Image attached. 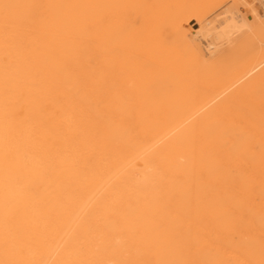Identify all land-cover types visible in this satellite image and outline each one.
I'll return each instance as SVG.
<instances>
[{
    "label": "bare ground",
    "instance_id": "obj_1",
    "mask_svg": "<svg viewBox=\"0 0 264 264\" xmlns=\"http://www.w3.org/2000/svg\"><path fill=\"white\" fill-rule=\"evenodd\" d=\"M146 1L0 0V264H149L152 247L167 249V220L218 215L215 197L201 194L229 184L221 165L233 128L249 133L244 153L264 143V31L221 55L233 63L217 71L189 38L207 0ZM245 25L226 12L216 43H233ZM43 41L53 64L36 50ZM259 156L258 166L232 159L246 173L264 169Z\"/></svg>",
    "mask_w": 264,
    "mask_h": 264
},
{
    "label": "rangeland",
    "instance_id": "obj_2",
    "mask_svg": "<svg viewBox=\"0 0 264 264\" xmlns=\"http://www.w3.org/2000/svg\"><path fill=\"white\" fill-rule=\"evenodd\" d=\"M148 1L149 0H147L145 2V4ZM256 8H258V9H256ZM49 11H50V9L48 10V12ZM228 11L233 13L234 17H236V20L239 23L246 24L245 25L246 28L244 27L243 30L239 33L240 35L239 34L237 35L236 39L239 41L235 40L233 43H230V44L226 43V42L225 43L223 42L224 44H218V43H216L217 41L214 39L215 35H214L213 27L217 26V23L219 24L220 22L221 23L223 22V16H225L226 12H228ZM201 12H202L201 14L203 15V17L201 15V18H202V19H200L201 21L199 20L198 22L194 21L191 23L192 29L190 31L189 38L193 39V42H194L193 44H194L195 48L197 49V51H198V49L201 50V52H199L200 50L198 52L201 53V57H202L204 63H206V64L208 63L209 65H211V67L215 66L214 68H216L217 71H219V70L223 71V68L225 70V68L226 69L229 68V65L231 66L230 63H233V62H229V60H228V62L225 61L224 64L223 63L221 64V62L219 64V58L221 55L228 53L230 50L233 49L234 45H237L238 42H240L241 40H245L246 37L248 39L254 38V40H256V42H257L263 34L260 31L261 30L264 31V29L261 28V27L264 28V0H207L205 5H203ZM143 15H144L143 16L144 18L142 17L140 23H141L142 27L145 28V29H143L144 34L146 36H148V38H149L150 34H151V26H150L151 20H150V18L152 16V10H150V9L147 10V13H145ZM256 25L258 26V28ZM260 25H261V27H260ZM202 27H204V28H202ZM258 29H260V30H258ZM197 32H199V33H197ZM197 34H199V36ZM208 35H210V36H208ZM252 36H253V38H252ZM41 43L36 47V50L38 52L44 51V53H43L44 57H46V54H47L49 64H53L54 62L52 61V58H51L53 50H52L51 46H49V44L46 41H43ZM216 45H218V48H216ZM66 47H67V49H72L73 45H72V43H69L68 45H65V48ZM234 47H236V46H234ZM41 50H43V51H41ZM213 50H215V51H213ZM225 50H227V51H225ZM221 51L223 53H220ZM203 53H204L205 57H204V55L202 56ZM209 56H210V58H209ZM210 60H212V61H210ZM233 60H235V59H233ZM219 65L220 66L223 65V66H221L222 68ZM237 66H240V64ZM245 83H247V82H245ZM174 104H175V106H174ZM178 104L182 105V106L180 107ZM178 104L176 105V102L171 103V105L173 107V108L171 107V110L173 111L174 114L180 113L181 111L185 110V108H187L189 106V102L185 101V99L183 102L178 103ZM231 113H227V115H226L224 112V114H225L224 117L228 116L225 119H230V118L231 119L232 118L233 119H239V118L240 119H250L248 117H246V118L244 116L242 117V115L237 114V113L233 117V116H231V115H233V112H231ZM228 123H229V125H231L232 121L229 120ZM231 139H233V140H231V143L225 142V140H224V144L226 146H228V148H229V151H230L229 159L232 161H230L229 159H226L224 162L225 164L221 165V168L224 171H226V173H227V177L229 180V181H227V183H229V184L227 185L226 183H222L221 181L215 182L216 184H214V186H216L217 189H216V187H214V189L212 190L213 192L211 193V192H209L210 188H207L201 194V196H202L201 201L204 200L203 202L207 201L206 197L210 198L211 195H213L215 197L213 204H214V207H216V211H218V215H212V218L215 222L212 220V218H211V220H209L207 222L206 218L202 217V214L200 216L188 215V217L186 214H184V216L180 215L179 216L180 218L178 216H174L173 218H170L171 221L167 220L168 222L166 224H164V226L161 228L163 231V234L166 233V235H167L166 236L167 241H168V242H166L167 249L165 250V248H163L161 246V243L158 242L157 245L152 247L150 249V251H148V253H146V258L149 257V259H148L149 264H151L155 261V256L157 258L160 257L162 259L160 262H158V264H179V263L185 264V262H186V264L187 263L188 264H243V262H244V264L245 263L246 264H264V230H263L264 229V208H262V207H264V206H262V205H264V186H263L264 185V181H263L264 169H262L260 167H258V169L256 168V166H258L261 163V161H260L261 159L259 158L261 155L259 156V153L260 154L264 153V143H262L258 140L257 142L253 143V145L250 144L247 146V147H249V149H247V151L244 153L243 150L245 148L246 142L249 140V133L245 129L239 128V126H235V129L233 128V131L231 134ZM252 146H254L255 148H252ZM241 153H242V155H241ZM232 158L234 160L235 159L241 160V159L245 158V160L248 159V160L252 161V164H254L256 166H253L254 168L250 169L251 171L245 173L244 171L239 169L238 166L234 165V163H233L234 160ZM227 166H228V168H227ZM224 167H226V168H224ZM235 168H236V170H235ZM238 170H240V171H238ZM259 171L261 173H259ZM256 173H259V174H256ZM250 174H254V175L259 177L257 179V184H256V182H251L249 180L248 177ZM240 175H242V176H240ZM235 181H236V184H235ZM224 185H226V187H224ZM252 186H253V188H252ZM218 188H219V190H218ZM225 190L227 191L228 194L226 193ZM217 191H220V193ZM251 192L253 193V195ZM243 193H244V196H242ZM229 194H231V195H229ZM248 195H250V197H248ZM233 196H235V197H233ZM238 197H240L241 199ZM257 197H259V199H261L262 201L259 200ZM248 198H250V199H248ZM256 204H257V206H256ZM225 205H226V207H225ZM182 206H183L182 202L176 203V207H178L177 209H180V210H181V208L183 209L184 207H182ZM227 206H229V207H227ZM204 208H205L206 214L209 215L210 214V207L205 206ZM242 211L243 212L245 211V213H243ZM259 211L261 214H259ZM239 213H241V214H239ZM245 214H247V215H245ZM232 216L233 217L236 216V217L233 218ZM197 217H198V219H197ZM176 218H178L179 220ZM194 218L197 219L196 222L193 221ZM235 218H237V219H235ZM217 220H219V221H217ZM251 220H253V221H251ZM172 222H174V223H172ZM175 223L178 225H176ZM255 223H256V225H255ZM170 224L176 225V226H172ZM226 225H228V226L226 227ZM233 226L236 228L238 227V228L237 229L233 228ZM164 227L167 229L165 230ZM258 227H260V228H258ZM217 228L219 230H217ZM170 230H171V232H169ZM212 230H214V231L212 232ZM228 230L229 231L231 230V231L228 232ZM223 231H225L226 233ZM186 232L188 235L186 234ZM195 232H198V234ZM168 233H170V235H168ZM194 234H195V236H194ZM159 235H161L160 232L156 234L157 237ZM179 235H181V236H179ZM189 235H191V236H189ZM177 236H179V237H177ZM186 236H189L190 239H189V237L187 238ZM160 237L161 236H159V238ZM192 237H195V239ZM209 237L212 239H210ZM184 238H185V240H184ZM203 238L205 240L207 239L206 240L207 244L205 243V240H203ZM199 239H200V241H198ZM183 240L186 241L184 246H183V244H184ZM188 240H191V241H188ZM174 241H175V244L177 245V248L176 247L172 248V246L174 245ZM227 241H229V242H227ZM177 243H179V245ZM202 243L203 244L205 243V244L203 245ZM198 244H201L203 247L201 245H200L201 247H199ZM197 246L199 247V249ZM226 246H228V247H226ZM181 247L183 248V250H180V249H182ZM184 247L186 250L184 249ZM192 248L193 249L197 248V250H195V249L193 250ZM224 248H229V249L224 250ZM188 249H189V251H187ZM157 250H159V251H157ZM216 250H217V252H216ZM152 251H154L155 253L154 252L152 253ZM176 252L177 253L182 252V254L179 255ZM172 253L174 256L172 255ZM185 253H189V255L187 254L188 258L185 256ZM197 253H199V254H197ZM213 253H218L221 255V256L219 255L220 261H216L213 259V256H212ZM228 254H229V257L227 256ZM222 255H224L225 257ZM196 256L198 259H196ZM127 257H128V254L125 253L124 258L127 259ZM164 258H166V260H164ZM245 258L248 260H246ZM201 259H202V261H201ZM180 260H182V261H180ZM250 260L252 261V263L249 262Z\"/></svg>",
    "mask_w": 264,
    "mask_h": 264
}]
</instances>
